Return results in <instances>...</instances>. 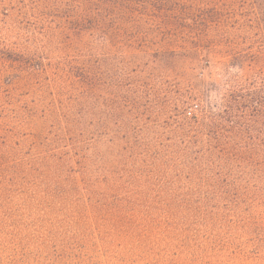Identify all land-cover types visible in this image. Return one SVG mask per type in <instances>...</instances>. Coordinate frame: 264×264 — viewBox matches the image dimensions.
I'll list each match as a JSON object with an SVG mask.
<instances>
[{"label":"rangeland","instance_id":"1","mask_svg":"<svg viewBox=\"0 0 264 264\" xmlns=\"http://www.w3.org/2000/svg\"><path fill=\"white\" fill-rule=\"evenodd\" d=\"M144 1L0 0V264H264V191L211 182L181 125L264 95V0Z\"/></svg>","mask_w":264,"mask_h":264},{"label":"trees","instance_id":"2","mask_svg":"<svg viewBox=\"0 0 264 264\" xmlns=\"http://www.w3.org/2000/svg\"><path fill=\"white\" fill-rule=\"evenodd\" d=\"M95 1L86 0L87 3ZM105 1L111 2L99 0L100 3ZM125 1L114 0L113 3ZM210 2L145 0L142 3L152 7L155 14L178 19L197 17ZM248 85L250 87L246 84L226 85L213 105H196L198 114L195 115L186 111V119L181 125L186 128V138L198 145L194 149L195 163L201 164L198 168L206 172L211 182L215 180L218 184H228L229 179L240 180L244 190L249 187L254 191H264V95L260 96L261 85L256 81ZM187 154L182 150L177 165L187 164L183 162ZM163 200L166 209L161 214L164 220L174 215L170 210L169 197Z\"/></svg>","mask_w":264,"mask_h":264}]
</instances>
